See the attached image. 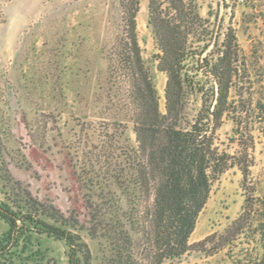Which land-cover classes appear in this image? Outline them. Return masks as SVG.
I'll return each instance as SVG.
<instances>
[{
  "label": "rangeland",
  "instance_id": "374dc122",
  "mask_svg": "<svg viewBox=\"0 0 264 264\" xmlns=\"http://www.w3.org/2000/svg\"><path fill=\"white\" fill-rule=\"evenodd\" d=\"M121 3L0 0V203L17 210L30 191L57 211L59 225L87 243L92 264L108 255L115 226L129 234L134 248L150 245L146 197L134 185L136 155L140 159L134 105L120 71L113 74L111 68L121 35ZM148 3H140L138 38L165 111L167 77L157 69L159 49L148 24ZM197 4L210 21L214 43L234 30L254 98L264 101V0ZM190 106L193 112L199 101ZM232 128L226 121L219 130L222 140L227 142ZM254 134L250 178L255 195L261 196L264 134L258 129ZM245 198L242 172L229 168L214 182L190 242L223 232L242 212ZM9 229L0 216V264H70L65 240L30 232L14 245L7 243ZM232 260L226 248L213 255L191 251L163 264Z\"/></svg>",
  "mask_w": 264,
  "mask_h": 264
},
{
  "label": "trees",
  "instance_id": "16d2710c",
  "mask_svg": "<svg viewBox=\"0 0 264 264\" xmlns=\"http://www.w3.org/2000/svg\"><path fill=\"white\" fill-rule=\"evenodd\" d=\"M141 1L122 0L121 35L111 68L113 74L120 71L134 105L140 154L134 185L146 197L150 245L134 248L129 234L115 226L108 255L97 264H163L191 251L213 255L226 248L233 264H264V193L255 195L250 178L254 132L264 134V101L254 98L236 33L231 28L214 43L210 21L197 0H149L148 24L159 49L157 69L167 77L162 111L138 38ZM193 100L199 106L191 112ZM226 121L233 123L227 142L219 134ZM232 167L243 174L242 212L223 232L190 242L214 182ZM48 208L30 191L17 210L0 203V216L10 227L7 243L16 245L30 232L47 234L66 241L70 264H92L87 243L59 225L57 211ZM238 244L242 246L236 254Z\"/></svg>",
  "mask_w": 264,
  "mask_h": 264
},
{
  "label": "water",
  "instance_id": "95a60500",
  "mask_svg": "<svg viewBox=\"0 0 264 264\" xmlns=\"http://www.w3.org/2000/svg\"><path fill=\"white\" fill-rule=\"evenodd\" d=\"M222 8V7H221Z\"/></svg>",
  "mask_w": 264,
  "mask_h": 264
}]
</instances>
